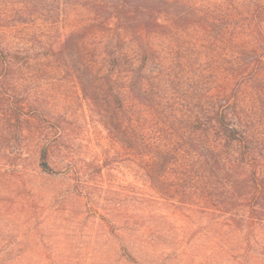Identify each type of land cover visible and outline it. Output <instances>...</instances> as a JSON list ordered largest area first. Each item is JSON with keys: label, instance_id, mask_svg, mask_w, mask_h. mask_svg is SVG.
I'll use <instances>...</instances> for the list:
<instances>
[{"label": "rangeland", "instance_id": "1", "mask_svg": "<svg viewBox=\"0 0 264 264\" xmlns=\"http://www.w3.org/2000/svg\"><path fill=\"white\" fill-rule=\"evenodd\" d=\"M95 6L94 2L70 6L63 0L32 4L26 33L37 59L30 68L15 71L12 83L0 85V264H239V257L231 254L237 247L225 237V230H213L202 220L197 226L189 210L170 204L167 187L160 190L164 204L160 214L169 223L156 227L155 234L145 229L140 239L141 255L149 258L128 259L116 229L103 222L110 221L117 200L124 221L128 187H142L148 181L170 183L167 172L172 166L161 163L156 174L150 157L143 155L149 149L147 125L132 128L139 124L138 117H144V100L154 106L160 103L157 92L137 95L136 83L146 85L140 76L145 75V66L150 67L151 58L145 62L141 55L129 63L123 84L117 61L113 68L106 56L115 49L114 21L98 18ZM19 27L25 38L23 25ZM192 44L188 37L172 35L153 40L156 51L168 49L175 58L187 59L195 53ZM181 65L163 62L171 75L169 100L164 109L155 108V117L164 114L176 139L188 135L176 129L188 124V84L195 80L194 68L182 71ZM108 75L112 91L106 83ZM5 105L11 108L9 117L3 115ZM40 147L49 149L54 170L68 161L74 171L70 176L90 183L88 200L71 194V181L34 176ZM17 151L25 153L22 162L14 154L2 159L3 153ZM235 151L237 156L239 149ZM20 164L26 171L25 185L35 183L46 193L37 204L21 196V192L28 194V187L22 191L17 177ZM178 185L173 183L175 193ZM153 235L158 238L152 239ZM263 248L258 246V252ZM252 264H264V256L258 255Z\"/></svg>", "mask_w": 264, "mask_h": 264}, {"label": "trees", "instance_id": "2", "mask_svg": "<svg viewBox=\"0 0 264 264\" xmlns=\"http://www.w3.org/2000/svg\"><path fill=\"white\" fill-rule=\"evenodd\" d=\"M45 1L0 0V85L12 83L15 71L30 68L37 59L28 46L26 32L31 24V5ZM63 1L79 7L94 2L98 18L102 16L108 23L114 21L111 39L115 49L106 56L113 68L117 61L123 84L129 63L138 61L141 55L145 62L151 58L150 67L145 66V75L140 76L147 81L146 85L136 83L137 95L157 92L160 103L154 106L151 100H144V117H138L139 124L132 128L140 130L138 126L147 125L145 145L149 149L143 155L150 157L155 173L161 163L172 167L167 172L170 183L148 181L142 187H128L124 221L121 200L114 201L117 208L110 221L101 218L118 232L116 238L127 251L128 259L149 258L141 255L144 230L151 229L153 234L156 227L169 223L160 214L164 205L160 197L162 187H167L170 204L189 210L197 226L202 220L213 230H225V237L237 247L236 253L231 254L239 257V264H252L258 255L264 256V248L261 253L257 250L264 246V0ZM20 25L25 38L20 36ZM168 35L177 39L188 37L195 53L186 59L184 55L173 57L168 49L156 51L153 40ZM124 37L127 41L121 40ZM173 61L182 63V71L191 67L195 70V80L188 84V124L176 129L188 135L177 139L166 126L164 114L155 117L156 109H164L169 100L167 92L171 85V75L162 64ZM108 76L106 83L112 91V77ZM10 109L5 105L3 115L9 117ZM154 144H158L156 150ZM235 149H239L237 156ZM5 154L16 155L20 162L25 155L23 151L5 152L2 159L7 158ZM49 156V149L40 147L32 169L34 176L71 181V194L88 200L90 183L71 177L74 171L68 161L60 170H54ZM17 177L22 191H26V171L21 164ZM173 183L179 184L176 193ZM43 191L32 183L28 194L21 192V196L30 197L34 205L46 194ZM156 238L153 235L152 239Z\"/></svg>", "mask_w": 264, "mask_h": 264}]
</instances>
